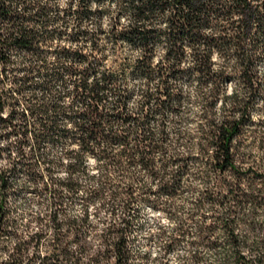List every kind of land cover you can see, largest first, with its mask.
Returning <instances> with one entry per match:
<instances>
[{
    "label": "trees",
    "instance_id": "1",
    "mask_svg": "<svg viewBox=\"0 0 264 264\" xmlns=\"http://www.w3.org/2000/svg\"><path fill=\"white\" fill-rule=\"evenodd\" d=\"M178 249L264 264V0H0V264Z\"/></svg>",
    "mask_w": 264,
    "mask_h": 264
},
{
    "label": "rangeland",
    "instance_id": "2",
    "mask_svg": "<svg viewBox=\"0 0 264 264\" xmlns=\"http://www.w3.org/2000/svg\"><path fill=\"white\" fill-rule=\"evenodd\" d=\"M212 58H215V53H212ZM182 85L186 89L187 94L189 96H192L193 95L192 84L188 83L185 80H183L182 81ZM187 106H188V104H187ZM189 108L194 109V105L189 106ZM184 126H186V124L183 125V127ZM148 215H149V217H147V220H146L147 222L144 224L145 228L143 229L141 237H140V240H142V241H144V239L148 236V234H151L154 231L153 223H155L158 220L157 212H153V213L149 212ZM148 249L150 251L151 256L158 254V246H157V243H156L155 239L152 238V236H151V238L149 240ZM181 253H182L181 249H178L177 251L169 253L167 255L168 263L169 264H174L175 260H176V256L181 254Z\"/></svg>",
    "mask_w": 264,
    "mask_h": 264
}]
</instances>
